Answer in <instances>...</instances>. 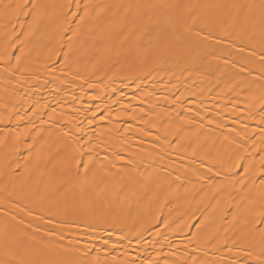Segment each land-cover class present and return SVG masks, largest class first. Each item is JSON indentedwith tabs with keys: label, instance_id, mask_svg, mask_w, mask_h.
<instances>
[{
	"label": "bare ground",
	"instance_id": "6f19581e",
	"mask_svg": "<svg viewBox=\"0 0 264 264\" xmlns=\"http://www.w3.org/2000/svg\"><path fill=\"white\" fill-rule=\"evenodd\" d=\"M264 0H0V264H264Z\"/></svg>",
	"mask_w": 264,
	"mask_h": 264
},
{
	"label": "snow or ice",
	"instance_id": "6c2138e0",
	"mask_svg": "<svg viewBox=\"0 0 264 264\" xmlns=\"http://www.w3.org/2000/svg\"><path fill=\"white\" fill-rule=\"evenodd\" d=\"M261 224L264 225V217L261 218ZM260 231L264 233V227H262Z\"/></svg>",
	"mask_w": 264,
	"mask_h": 264
}]
</instances>
